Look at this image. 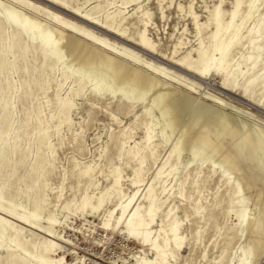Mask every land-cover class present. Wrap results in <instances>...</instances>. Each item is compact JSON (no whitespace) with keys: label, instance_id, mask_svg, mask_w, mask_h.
I'll return each instance as SVG.
<instances>
[{"label":"rangeland","instance_id":"obj_1","mask_svg":"<svg viewBox=\"0 0 264 264\" xmlns=\"http://www.w3.org/2000/svg\"><path fill=\"white\" fill-rule=\"evenodd\" d=\"M237 1L140 0L139 9L129 0H0V202L8 208L0 212V264H42L40 256L64 253L76 264L152 260L150 246L117 224L118 211L103 226L120 203L116 189L100 210L81 209L85 194L96 202L118 176L121 192L139 191L148 220L153 188L161 244L180 224L183 244L168 248L166 264H264V144L250 149L252 138L264 143V0H239L233 21ZM220 3L231 23L221 38L244 22L231 52V70L246 65L237 81L185 68L210 45ZM119 10L126 34L118 37L101 25ZM32 15L41 20L35 30ZM143 31L150 51L139 43ZM173 102L190 105L181 118ZM250 167L258 173L253 188L242 178ZM238 182L245 198L234 204ZM9 208L41 218L32 224Z\"/></svg>","mask_w":264,"mask_h":264},{"label":"bare ground","instance_id":"obj_2","mask_svg":"<svg viewBox=\"0 0 264 264\" xmlns=\"http://www.w3.org/2000/svg\"><path fill=\"white\" fill-rule=\"evenodd\" d=\"M19 2H20V0H19ZM129 2L138 3V4L141 3L140 0H129ZM29 6L32 8L33 11L38 10V8L33 4L32 1H29ZM239 6H240V1L238 0L236 8L234 9V11L232 13V19H230V20L235 19L236 15L238 13ZM141 7L142 6L140 5L139 9H141ZM253 7H254L253 3H251L250 8L252 9ZM214 8L215 9L212 10L211 19H210L216 23V30L211 34L212 41H211L209 46L199 49V54H198L199 57H198L197 63H194L192 60L188 59L185 61V68L187 69V71H191L201 78L207 77L208 74L216 76L218 73H224L227 76V78L234 77L235 81H237V79L239 77V73L244 72V68L246 65L243 66V64L241 62H238V64H237L238 68H234L233 70H231L232 60H233V59L231 60V55H232L231 52H232L233 48L236 47V45L240 44V42H241V30H242V26H243L244 22H242L241 24H238V25L234 24V26H236V25L237 26L234 27L233 32L231 31L229 39H228V41H226L225 39L221 38V33L225 30L226 27H229L230 22L226 23L223 19L221 3L218 4ZM139 9H137V10H139ZM122 14H123L122 10H119L117 13H114L112 15L110 21L107 19V21L104 24H102L101 26L103 28L113 32L114 34L118 35V37L124 36V34H126V32H125L126 30H123L120 27L122 24V21H119V22L117 21V18L121 17ZM147 14H149V13L146 11L144 13V15H147ZM89 17H91V16H89ZM89 17H88V15H85V18L88 20H90ZM31 18H32V20H31L32 22H31L30 26L33 30H35L36 28H38L40 26L41 20L38 18V16L36 17V16L32 15ZM93 22L96 24H100L101 21H100V19H96V18L94 19L93 18ZM26 24H28V23H26ZM230 25H231V23H230ZM23 32H26V31H23ZM21 41H23V40H21ZM21 41H20V43H23ZM81 42H82V44H81L82 48L89 49V50L92 49V51H97L99 53H103V50L94 48V47L88 45L84 41H81ZM139 43L145 51H150V49L154 47L153 46L154 44L152 43L151 39L147 36L146 31L142 32ZM35 44H34V46H35ZM21 46H22V44H21ZM74 46H79V45L75 44ZM2 51H3V47L1 46L0 52H2ZM51 53L55 56L54 51H52ZM54 60H55V58H54ZM1 61H2V59H1ZM92 65H94V64H92ZM69 71L64 70L66 79L69 77L68 76ZM74 81L79 83V85H80L79 89L80 90L84 87V84L82 83V80L80 79V77L75 76ZM144 81L146 82V79ZM77 91L79 92V90H77ZM69 101L70 100L65 99L64 103H69ZM72 104L73 103H70V106H72ZM172 105H173L174 113H175L177 118H181L186 113V111L188 110V107L190 106L188 103H177V102H173ZM69 110H71V108ZM6 112H7V110L5 111V113ZM67 112H69V111H67ZM5 119H7V118H5ZM151 131H153V128H149V136H148L149 140L152 138ZM1 135H2V133H1ZM1 137H3V135ZM263 144H264L263 142L257 141L255 138H252V144H251L250 149L253 151L255 149V146L261 147ZM225 160H226V158H225ZM215 164H216V162H215ZM163 169H164V167H160L157 174H159L161 176V174L163 173ZM235 173H236V171L232 167L228 170L227 179L229 181V184L231 183L232 175H235ZM247 173H248L247 176L242 177V178L244 179L246 184H248L251 188H253L252 181H254L255 183L258 182L257 181V179H258L257 174L258 173L252 167L249 168ZM119 182H120V177L119 176L115 177L113 185L111 187H109L108 189L102 191L98 196H96V202L93 201V198L95 196H90L89 194H85L84 197L82 198L81 209L83 210V212H85L87 208H88V210H89V208H91V210L95 211V212L100 210V208H102L105 205V203L108 199L110 188L116 189L118 191L117 194L119 196L120 203L113 210L109 211L107 218L103 222V226L105 228L109 229L111 226L112 218L115 215V212L118 211V216H116L117 224L118 225L122 224L123 230L127 233L128 236L138 240L143 246H146V245L150 246V249L154 252L155 257L152 260L151 259H143L141 261V263L142 264H166L167 255H168L167 253L169 252L168 248L170 246H172V244H175V246L177 248H180L183 244L184 236L181 235V233L179 232V225L180 224L177 223L176 221H174L171 224V226H170L171 235L164 237L163 238V244H161L158 240L159 236H156V237L153 236V233H154L153 224L155 222V216H156V210H157L156 200H155V197L152 193L153 188L149 187L148 191H147L148 192V195H147L148 204L146 206L145 212L150 217V219L148 220L145 218V215H143L141 213V209H142L143 205L140 202L135 201L139 191L137 190L133 194L127 196L126 194L121 192L119 189H117ZM244 198H245L244 197V185L241 182H238L237 185L234 187V191H233V195L231 197V200L234 204H236V203L241 204V202L244 200ZM7 209L8 208L4 207L2 205V203L0 202V212L5 211ZM9 210H11V212H14V214H16L17 217L25 219L26 221H28L29 223H32V224H36V221H38L41 218L38 215L39 213H37V212H34L32 214H28V213H18L17 211H15V209H12V208H9ZM171 212L172 211H169V213L167 214V219L171 218V216H170ZM48 221L52 225V224H56L57 219L50 216V217H48ZM3 222H4V219H3V217L0 216V238H5V236H6L5 227H1ZM163 230L166 232L165 229H163ZM0 242H2V241H0ZM0 246H3V245L0 243ZM37 261L42 263V264H76L74 261H72V262L68 261L65 258V253L59 257H56V258H45L43 256H40ZM241 264H243V263H241Z\"/></svg>","mask_w":264,"mask_h":264},{"label":"water","instance_id":"obj_3","mask_svg":"<svg viewBox=\"0 0 264 264\" xmlns=\"http://www.w3.org/2000/svg\"><path fill=\"white\" fill-rule=\"evenodd\" d=\"M254 107V106H253Z\"/></svg>","mask_w":264,"mask_h":264}]
</instances>
